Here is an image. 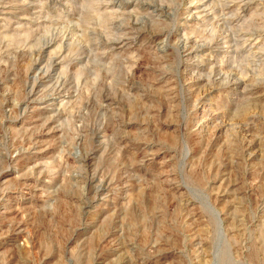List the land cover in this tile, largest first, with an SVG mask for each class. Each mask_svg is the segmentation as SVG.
I'll use <instances>...</instances> for the list:
<instances>
[{
    "label": "rangeland",
    "instance_id": "374dc122",
    "mask_svg": "<svg viewBox=\"0 0 264 264\" xmlns=\"http://www.w3.org/2000/svg\"><path fill=\"white\" fill-rule=\"evenodd\" d=\"M0 264H264V0H0Z\"/></svg>",
    "mask_w": 264,
    "mask_h": 264
},
{
    "label": "bare ground",
    "instance_id": "6f19581e",
    "mask_svg": "<svg viewBox=\"0 0 264 264\" xmlns=\"http://www.w3.org/2000/svg\"><path fill=\"white\" fill-rule=\"evenodd\" d=\"M186 38H187V37H186ZM186 38H185V39H186ZM185 39H184V40H185ZM191 40H192V39H191ZM183 42H184V41H183ZM181 44H183V43H181ZM185 44H186V43H185ZM194 45H195V44H194ZM181 46H182V45H181ZM182 47H183V46H182ZM182 47H181V48H182ZM190 47H192V46H190ZM197 48H198V47H197ZM186 49H187V48H186ZM37 63H38V62H37ZM36 67H37V66H36ZM37 78H38V77H37ZM33 79H35V78H33ZM37 80H38V79H37ZM32 82H33V81H32ZM31 96H32V95H31ZM31 98H32V97H31ZM30 103H32V102H30ZM25 104H26V103H25ZM26 105H27V104H26ZM27 106H28V105H27Z\"/></svg>",
    "mask_w": 264,
    "mask_h": 264
}]
</instances>
